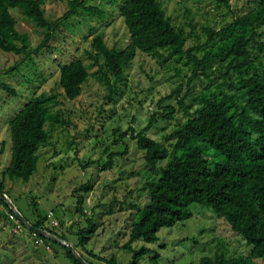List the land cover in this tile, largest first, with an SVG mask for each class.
Returning a JSON list of instances; mask_svg holds the SVG:
<instances>
[{"label": "trees", "instance_id": "trees-1", "mask_svg": "<svg viewBox=\"0 0 264 264\" xmlns=\"http://www.w3.org/2000/svg\"><path fill=\"white\" fill-rule=\"evenodd\" d=\"M213 1L230 9L229 0ZM67 2L68 10L51 19L45 15L42 0H0V49L17 55L37 54L49 46L54 34L78 9L97 11L94 6H86V0ZM10 8L18 9L26 20L41 29L42 42L34 49L28 36L17 31ZM119 14L128 30L129 42L121 49L110 47L102 33H93L85 55L95 70L90 72L81 59H72L59 67L58 85L66 98H78L82 85L92 76L105 89L104 98L110 101L137 51L161 65L170 57L184 60L183 66L189 71L182 94L179 87L174 89L157 102L158 110L144 128L136 130L129 126L122 132L124 136L130 133L136 141L145 166L154 172L159 169L160 173L147 181L148 200L137 210L129 240L121 247L132 249L131 243L136 239L156 241L161 227H171L190 217L189 206L198 204L210 208L250 247L245 255L204 256L200 264H264V0H257L253 9L234 17L218 30L205 27V42L189 49L185 48V31L165 14L159 0H122ZM163 52L168 55L164 56ZM197 80L203 82L198 90ZM0 89L11 91L1 80ZM56 97L45 93L33 96L9 121L11 155L4 176L28 181L37 170V151L50 143L45 125L62 126L66 122L60 109L52 111ZM172 100L181 109V116L176 115L174 105L165 104ZM159 120L167 124L174 121L170 131L162 135V141L147 135ZM167 124L160 129L165 130ZM126 152L127 148L121 154ZM109 156L110 160L101 169L113 167V156ZM89 187L86 184L81 190ZM0 191L8 195L2 183ZM81 199L77 201L76 211L83 213ZM0 206L5 207L7 215L14 213L1 198ZM86 221L91 231L87 226L78 234L94 233L96 224L87 216ZM31 224L65 239L55 227L46 226L44 218ZM28 233L32 238L31 230ZM89 238L80 236L78 244L86 255L98 258L99 263H91L81 254L85 260L90 264H117L114 256L106 259L88 250ZM43 241L51 247H61L71 264H80L63 245L45 238ZM148 251L145 246L134 250L127 264H137ZM152 259L153 264H159L157 255Z\"/></svg>", "mask_w": 264, "mask_h": 264}, {"label": "rangeland", "instance_id": "rangeland-1", "mask_svg": "<svg viewBox=\"0 0 264 264\" xmlns=\"http://www.w3.org/2000/svg\"><path fill=\"white\" fill-rule=\"evenodd\" d=\"M121 1L86 0V6H94L97 11L78 9L54 34L49 46L37 54L17 55L0 49V80L11 88V91L0 89V183L27 221L34 223L52 210L59 221L55 227L57 233L64 230L66 239L74 246H79L80 236H90L86 248L102 258L114 256L117 264H127L134 250L144 246L149 251L141 255L137 264H153L155 255L159 264H200L202 257H214L216 253L225 257L245 255L250 247L210 208L198 204L189 206L190 217L171 227H161L156 241L136 239L131 243L132 249L121 247L129 240L137 210L148 200L147 181L160 173L159 169L154 172L145 166L143 152L137 148L136 141L130 133L124 136L122 132L129 126L136 130L144 128L152 113L158 110L157 102L161 98L178 87L182 94L189 75L183 66L184 60L170 57L161 65L153 57L137 51L110 101L104 98L105 89L92 76L82 85L78 98L70 100L64 96L58 85L61 64L81 59L90 72L95 70L85 55L93 33H102L110 47L121 49L129 42L128 30L119 14ZM159 1L165 14L185 31V48L189 49L205 42V27L218 30L234 17L253 9L257 0H229L230 9L213 0ZM42 2L45 15L51 19L63 15L69 8L67 0ZM9 12L16 19L17 31L28 36L31 49L37 47L43 39L41 29L26 20L18 9L10 8ZM202 85L197 80L195 88L198 90ZM41 93L57 95L52 111L60 109L66 122L62 126L45 125L50 143L37 151V170L28 181L11 180L3 175L11 155L9 121L26 102ZM169 103L174 105L176 115L181 116L176 102H165ZM166 124L159 120L147 135L162 141V135L170 131L174 121L161 130ZM125 148L127 152L121 154ZM110 154L113 167L101 169L110 160ZM86 184L89 189L81 190ZM79 199L83 213L76 211ZM86 216L96 224L94 233L88 232L91 225ZM17 220L9 219L5 207L0 206V264H37L31 255L33 246L28 229ZM17 224L20 231H14ZM87 226V232L78 234ZM54 250L59 252L61 247L55 245ZM86 257L91 263H99L98 258ZM46 264L71 262L59 254L54 261L48 258Z\"/></svg>", "mask_w": 264, "mask_h": 264}, {"label": "water", "instance_id": "water-1", "mask_svg": "<svg viewBox=\"0 0 264 264\" xmlns=\"http://www.w3.org/2000/svg\"><path fill=\"white\" fill-rule=\"evenodd\" d=\"M0 198L9 206L11 210L15 213L17 218L21 221V223L29 230L36 232L38 235L42 236L45 239H48L50 241L56 242L60 245H63L66 247L76 258V260L80 264H90L87 260H85L79 252L65 239L60 238L56 234H53L49 232L48 230L40 227H36L33 224H31L29 221H27L22 214L16 209L15 205L11 201V199L8 197V195L4 192L0 191Z\"/></svg>", "mask_w": 264, "mask_h": 264}, {"label": "crops", "instance_id": "crops-1", "mask_svg": "<svg viewBox=\"0 0 264 264\" xmlns=\"http://www.w3.org/2000/svg\"><path fill=\"white\" fill-rule=\"evenodd\" d=\"M67 232H69V231H67ZM61 233H63L64 237L66 236V233H65L64 230H61L60 234ZM28 240H30V239H28ZM65 240H67L66 237H65ZM30 241H31V244L33 246L32 247L33 248V251H32V254L31 255L34 257V259H35V261H36L37 264H44V263H46L48 258H50V259H52L54 261V260L57 259V256L59 254H61V256H64L62 249L59 252H54V246L53 247L50 246V249L48 250L44 246L34 245L33 244V239L30 240ZM69 243L77 250V252H79L80 254H84L86 256L85 251L81 247L74 246L73 243H71V242H69Z\"/></svg>", "mask_w": 264, "mask_h": 264}, {"label": "built area", "instance_id": "built-area-1", "mask_svg": "<svg viewBox=\"0 0 264 264\" xmlns=\"http://www.w3.org/2000/svg\"><path fill=\"white\" fill-rule=\"evenodd\" d=\"M9 219L11 220H17V216L15 215V213H9ZM44 222L47 223L48 226L50 227H57L59 225V221L57 220V218L54 215V212L52 210H49L47 212V214L44 217ZM20 226L17 224L14 231H20ZM31 236L33 238V244L34 245H41L44 246L46 249H50V243H46L43 241V238L41 236H39L36 232L31 231Z\"/></svg>", "mask_w": 264, "mask_h": 264}]
</instances>
